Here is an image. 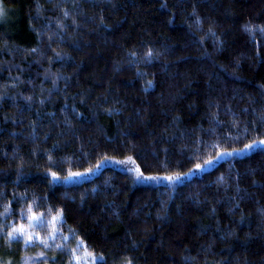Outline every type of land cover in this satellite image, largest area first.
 Masks as SVG:
<instances>
[{"label": "trees", "instance_id": "trees-1", "mask_svg": "<svg viewBox=\"0 0 264 264\" xmlns=\"http://www.w3.org/2000/svg\"><path fill=\"white\" fill-rule=\"evenodd\" d=\"M1 1L0 264H264V0Z\"/></svg>", "mask_w": 264, "mask_h": 264}, {"label": "rangeland", "instance_id": "rangeland-1", "mask_svg": "<svg viewBox=\"0 0 264 264\" xmlns=\"http://www.w3.org/2000/svg\"><path fill=\"white\" fill-rule=\"evenodd\" d=\"M0 12L3 13L2 15H0V22H1L7 18V12L5 11L1 0H0ZM257 147H264V145L257 144L251 150L246 149L243 152H241V154L250 153L253 149ZM115 164L128 171H135L134 165L130 162L115 163ZM143 182L150 183L149 181H143ZM171 182H175V181H169L165 179V177L157 178L155 180V183H158L160 185L171 184ZM50 224L51 223H49V221L45 223L43 221L42 224V221L36 218L35 220L31 219L27 225L23 226L27 232L32 234L33 242L26 245L25 244L26 237L18 238L24 242L26 247H30V251L22 255L21 264H45V262L48 260L47 250L53 247L55 243L54 242L55 231L51 230L52 226ZM43 227L45 230L44 233L42 234L41 232L43 231L42 230ZM0 236H1V232H0ZM41 240H43L45 243H41ZM45 244H47V247L45 246ZM69 245L70 246H68L67 249L64 250L66 253L70 255L71 264H91L93 261L97 260V258L94 257L93 254H91L90 251L86 248V246L82 244L80 241L77 240L71 241ZM76 257L80 258L79 262L77 261Z\"/></svg>", "mask_w": 264, "mask_h": 264}, {"label": "snow or ice", "instance_id": "snow-or-ice-1", "mask_svg": "<svg viewBox=\"0 0 264 264\" xmlns=\"http://www.w3.org/2000/svg\"><path fill=\"white\" fill-rule=\"evenodd\" d=\"M3 13L0 12V15H2ZM261 31H264V29H261ZM149 55H151V53H149ZM256 141H253L252 144H247L245 145V147L243 149H234L233 152H236V151H240V152H243L244 150H251L255 145H256ZM259 144L261 145H264V140H260L258 141ZM233 152H228V151H224V152H221V153H218L216 157H214L213 159H208V160H205L203 164H197L196 165V170H202V168L206 165H211L214 161V159H218L222 156H231L233 155ZM97 167H99V165H97ZM137 172H139V169H137ZM51 175L53 176L54 179L58 178L56 173L55 172H52ZM73 175H81V173H70L69 174V177L73 176ZM142 175V173L140 174ZM69 177H65V179H68ZM180 176L179 174H176L175 176H169V177H165V179L169 180V181H176V180H179ZM147 179H157V177H147ZM33 220L36 219V217H32ZM8 236V239L9 240H15V239H18V238H24L26 237L25 239V244H29V243H32L33 242V236L32 234H30L29 232L26 231V229L21 225L19 228H13L12 231L8 232L7 234ZM41 243H45L43 240H41ZM45 246L47 247V244H45ZM77 261L79 262L80 258L79 257H76ZM100 259H103V257H100ZM127 264H131L130 261L127 262Z\"/></svg>", "mask_w": 264, "mask_h": 264}]
</instances>
